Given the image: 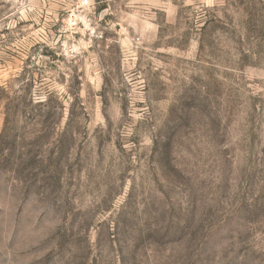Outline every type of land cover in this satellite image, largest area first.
Returning <instances> with one entry per match:
<instances>
[{
	"label": "rangeland",
	"instance_id": "374dc122",
	"mask_svg": "<svg viewBox=\"0 0 264 264\" xmlns=\"http://www.w3.org/2000/svg\"><path fill=\"white\" fill-rule=\"evenodd\" d=\"M80 1L0 0V264H264V0Z\"/></svg>",
	"mask_w": 264,
	"mask_h": 264
},
{
	"label": "built area",
	"instance_id": "2783aa9c",
	"mask_svg": "<svg viewBox=\"0 0 264 264\" xmlns=\"http://www.w3.org/2000/svg\"><path fill=\"white\" fill-rule=\"evenodd\" d=\"M80 5L82 7H90L92 5V0H81ZM78 18V15L74 14L73 17H71L69 20V25L73 29H75L78 24Z\"/></svg>",
	"mask_w": 264,
	"mask_h": 264
}]
</instances>
